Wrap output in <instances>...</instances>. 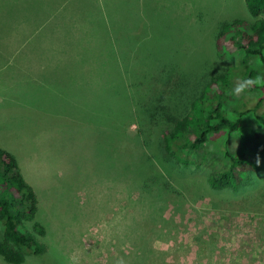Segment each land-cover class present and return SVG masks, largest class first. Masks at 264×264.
<instances>
[{"label":"rangeland","instance_id":"374dc122","mask_svg":"<svg viewBox=\"0 0 264 264\" xmlns=\"http://www.w3.org/2000/svg\"><path fill=\"white\" fill-rule=\"evenodd\" d=\"M22 1L0 0V148L13 155L35 194L33 221L44 230L37 241L45 247L40 255L25 256L22 264H118V251L128 253L125 241L116 239L118 206L136 193L124 185L125 174L117 177L113 170L128 154H121L115 141L103 138L105 110H110L103 98L96 103L92 96V91L102 95L101 82L109 76L100 69L89 72L86 62L73 73L69 64L53 59L57 49L93 46L86 44V37L84 42L79 38L85 36L86 29L83 33L80 26H87L85 13L91 0H30L42 11L52 3L63 8L43 12L47 16L30 25L24 23ZM115 2L110 26L116 36L129 46L130 35L139 31L146 37L136 61L142 65L141 75L150 81L146 90L153 95L166 96L173 90L172 94L187 98L200 81L224 67L213 52L217 26L235 18L252 21L243 0ZM48 20L55 24L52 29L44 28ZM29 26L49 38L24 44L23 32ZM232 81L236 90L237 80ZM118 98H112L110 108H116ZM117 113L105 122L113 124ZM135 121L127 126L126 135L131 139L140 133L152 151L154 127ZM252 128L246 119L240 136H210L196 152L195 165L182 167L159 155L168 172L189 180L193 188L184 198L172 194L171 204L164 207V216L181 234L175 247H167L175 264H264V152L259 148L263 141L250 136ZM225 139L231 153L249 155L259 168L240 189L211 192L205 179L224 168ZM192 191L200 198H194ZM26 229L31 232V223ZM159 237H154V249L162 246ZM0 264L6 263L0 258Z\"/></svg>","mask_w":264,"mask_h":264},{"label":"trees","instance_id":"16d2710c","mask_svg":"<svg viewBox=\"0 0 264 264\" xmlns=\"http://www.w3.org/2000/svg\"><path fill=\"white\" fill-rule=\"evenodd\" d=\"M243 2L252 21L235 18L217 26L213 52L224 67L200 81L187 98L172 94L173 90L166 96L160 92L149 94L146 90L150 88V81L141 75L142 65L136 61L146 37L140 36L139 31L135 36L130 35L132 44L129 46L116 36L110 26V17L116 10L115 0L88 1L87 26L81 22L79 25L80 30L84 33L85 28L86 32L79 38L84 42L83 37H86V44L92 47L55 50L53 59L58 60L57 64H69L73 73L86 62L89 72L100 69L109 76L101 82L102 95L92 91V96L96 103L103 98L104 105L110 110H105V119L118 110V115L112 117L113 124L104 119L103 138L115 141L120 146V153L128 154L113 170L117 177L125 174L124 185L129 186L128 191L136 193L134 197V193L127 197L124 205L118 206L121 217L116 239H123L128 250V253L118 251V264H175L167 247H175L181 234L173 221L164 216V207L171 204L172 194L184 198V194L190 195L188 189L193 188H189V180L168 172L160 156L172 159L182 167L198 164L196 152L210 136L219 133H224L226 138L233 134L240 136L246 119L254 125L250 136L263 141L259 148L264 152V0ZM62 9L58 10L52 3L42 11L33 1H22L24 23L29 25L30 21L35 23L39 18H45L47 14L43 15V12ZM35 12L39 14L31 16ZM53 25L48 20L44 28L52 29ZM40 33L29 26V30L23 32V43L49 38H45V32L43 36ZM232 80H237L238 87L246 81L253 83L237 94ZM141 86L144 88L140 91ZM116 95L119 96L114 105L116 108H110ZM175 95L177 97H173ZM133 119L137 125L151 124L156 130L152 134V151L150 143L147 144L146 137L140 133L131 139L126 135L127 126ZM225 143L226 139L221 150L224 168L210 173L205 179V187L211 192L236 191L247 185L259 168L257 160L245 153H231ZM192 193L194 198H200L199 194ZM36 210L35 194L20 175L15 158L0 148V258L6 264H22L25 256H37L45 250L37 241L43 237L44 230L33 221ZM28 223H31V232L26 229ZM155 236H160L162 246L159 249L152 247Z\"/></svg>","mask_w":264,"mask_h":264},{"label":"clouds","instance_id":"9594fccd","mask_svg":"<svg viewBox=\"0 0 264 264\" xmlns=\"http://www.w3.org/2000/svg\"><path fill=\"white\" fill-rule=\"evenodd\" d=\"M252 83H253V81H246L245 84H241L239 87L236 88L237 94H239L241 91H243L244 90V87L246 85H250Z\"/></svg>","mask_w":264,"mask_h":264}]
</instances>
